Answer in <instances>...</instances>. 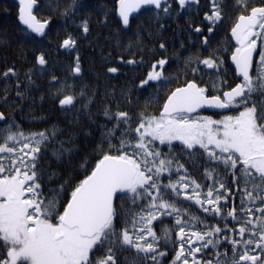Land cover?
I'll return each mask as SVG.
<instances>
[{"label": "snow or ice", "instance_id": "1", "mask_svg": "<svg viewBox=\"0 0 264 264\" xmlns=\"http://www.w3.org/2000/svg\"><path fill=\"white\" fill-rule=\"evenodd\" d=\"M39 3L18 0V21L21 39L38 53L35 70L43 75L49 60L42 48L52 21L38 18ZM199 5L200 0H114L111 12L105 11L103 22L113 15L117 34L130 31L146 13L160 29L148 33L159 40L153 48L129 41L130 52L141 51L138 60L134 54L119 57L121 65L140 66L144 55L153 54L134 85L138 92L151 90L149 102L134 113L121 110L119 102L115 111L106 104L101 116L107 122L96 123L95 94L48 73L54 87L49 95L59 109L79 105L78 115L95 124L98 137L91 130L65 133L58 124L25 130L15 115L0 111V264H126L122 254L130 251L131 264H264V0H209L189 36L209 55L173 52L172 62L182 63L184 71L172 74L161 21ZM44 6L59 11L61 0ZM88 7L84 0H69L62 18L74 19ZM229 10L238 14L233 18ZM225 23L231 24L228 42L212 49L210 38ZM77 27L90 32L87 18ZM59 48L75 51L78 41L68 34ZM69 71L73 79L82 78L79 52ZM34 74L33 68L23 74V87L35 83ZM0 77L15 79L17 101L31 99L20 90L15 66ZM8 95L5 84V104ZM125 95L132 105V92ZM47 119L33 115L28 122ZM72 127H79L78 119ZM81 136L91 139L87 151L78 143ZM45 156L57 164L80 156L81 163L65 177L46 169Z\"/></svg>", "mask_w": 264, "mask_h": 264}, {"label": "trees", "instance_id": "2", "mask_svg": "<svg viewBox=\"0 0 264 264\" xmlns=\"http://www.w3.org/2000/svg\"><path fill=\"white\" fill-rule=\"evenodd\" d=\"M46 0H40L39 9L36 15L40 19H51L52 24L48 30V38L44 42L42 48L45 51L49 64L47 66L45 74L41 75L35 70L36 61L34 55L38 54L34 52V46L21 39L22 32L21 26L17 20V6L14 3H10L7 0H0V40H7L9 43H0V72H3L6 68L15 66L21 77V89L25 92L26 97L31 99H24L23 101H17L15 96V79H9L5 81L0 77V111H4L6 115H15L20 121L25 130L48 127L51 124H58L65 133L68 132H81L91 130L94 136L98 137V130L95 124L89 122L85 115L79 114V105L76 108L61 111L56 102L50 97V90H54V87L50 85L51 74L56 75L60 80L68 77L69 84H75V88L79 91L81 88H85L89 96L95 94V103L91 108L93 113V119L96 123L104 124L107 121L102 118L101 113L106 104L112 105V110H116V104L119 102L121 110H129L136 112L140 107L148 103L149 91L138 92L134 85L138 84L139 79L143 78L146 72L149 70L148 62L152 59V53L149 52L144 55L145 63L140 66L135 65H121L118 63L119 57L123 55L125 60L132 58L133 54L138 60L141 51L133 47L132 51L128 50L127 45L129 41L133 44L142 40L143 47L145 49L158 46L159 40L154 35H148L149 32L156 34L160 32L157 27V23L150 14L146 13L139 16L138 19L133 20L132 28L130 31L121 32L117 34L119 27L118 23L114 22L115 17L109 15V22L105 24L104 14L108 10L114 7V0H84L89 7L75 16L74 19H68L65 21L62 18L64 7L69 0H61V7L59 11H52L45 7ZM234 2V0H233ZM252 4L260 3V0H251ZM175 8V5H174ZM209 10V0H200L199 7L193 6L191 13H181L179 17L165 18L161 22L165 25L162 33L163 41L169 45L168 55L170 57L171 67L169 72L172 74L182 73L184 71L183 64L180 62H172L171 55L173 52L180 53L182 56L187 57L189 53L207 56L209 51H205L199 44H192L189 42V36L192 34L190 25L200 24L203 20V13ZM230 14L235 17L238 13L233 10H229ZM84 18L89 20L90 32L84 34L82 29L77 27L80 21ZM231 24L225 23L220 29L216 31L215 37H211L212 49H215L228 42V35ZM140 31V35H134L137 31ZM71 34L78 41V48L75 51L68 52L59 48L61 41ZM193 39L195 37L193 36ZM185 42V47L181 48L180 41ZM79 52L81 63L84 69L82 78L73 79L69 71V64L73 61V58ZM118 67L120 71L118 73H107V67ZM34 69V75L32 79L34 84L29 88L23 87L27 84L24 78V73L30 69ZM232 82L231 80L229 81ZM5 84L8 85V103L5 104L3 97L5 95ZM176 86V85H173ZM128 91L132 92L133 104H128V98L125 95ZM41 96L44 97L43 101ZM139 96V104L135 103V98ZM16 102L19 106L12 108L13 102ZM34 101V102H33ZM46 116L48 119L46 122H37L30 124L28 121L31 116ZM79 121V127H72ZM78 143L84 151L92 146L91 139L81 136ZM87 145V148H85ZM46 169L62 173L67 175L72 172L74 166L81 163V157L77 156L71 164L65 160L62 164L57 162L51 156H45L43 158ZM193 175L199 179V173L193 170ZM187 207L188 205H183ZM196 212V209H192ZM165 225L171 226V221L166 220ZM159 230V228L157 229ZM127 257L126 264H131L135 259V252H125L122 254ZM205 256V259L209 258Z\"/></svg>", "mask_w": 264, "mask_h": 264}, {"label": "water", "instance_id": "3", "mask_svg": "<svg viewBox=\"0 0 264 264\" xmlns=\"http://www.w3.org/2000/svg\"><path fill=\"white\" fill-rule=\"evenodd\" d=\"M10 1H13V2H15V3L18 5V0H10ZM38 8H39V5H38ZM38 8H37V9H38ZM37 9H34V11L36 12ZM135 15H136V14H134V16H135ZM18 23L20 24L21 27H23V25H22L19 21H18ZM0 123H2V122H0Z\"/></svg>", "mask_w": 264, "mask_h": 264}, {"label": "flooded vegetation", "instance_id": "4", "mask_svg": "<svg viewBox=\"0 0 264 264\" xmlns=\"http://www.w3.org/2000/svg\"><path fill=\"white\" fill-rule=\"evenodd\" d=\"M8 2H10V3H14L13 1H10V0H7ZM14 4H16V3H14ZM16 6H17V20H18V5L16 4ZM39 9V8H38ZM37 9V10H38ZM37 10H36V12H37Z\"/></svg>", "mask_w": 264, "mask_h": 264}]
</instances>
